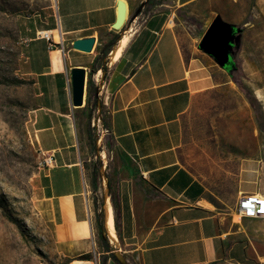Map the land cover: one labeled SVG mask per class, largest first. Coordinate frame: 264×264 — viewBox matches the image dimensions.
<instances>
[{
    "label": "crops",
    "instance_id": "obj_1",
    "mask_svg": "<svg viewBox=\"0 0 264 264\" xmlns=\"http://www.w3.org/2000/svg\"><path fill=\"white\" fill-rule=\"evenodd\" d=\"M120 1L56 0V27L37 30L24 45L20 71L32 82L36 99L28 121L30 140L39 160L55 157L52 166L39 171L38 183L41 208L52 223L59 252L73 260L68 264H98L94 258L74 260L96 254L99 240L85 171L91 158L88 121L85 108L72 105L71 70L85 68L89 75L104 57L111 34L132 30L119 62L111 68L107 55L97 67L96 73L107 74V80L94 76L109 112L105 127L116 152L117 231L132 257L129 263L264 264L251 232L208 205L206 184L181 159L183 121L198 96L237 86L226 69L200 50L204 34L217 17L242 29L237 57L243 82L259 86L264 1L163 0L148 6L153 13L142 18L143 12L136 13L145 0H123L128 20L122 32L113 27ZM46 31L54 32L53 42L41 37ZM88 38L96 39L91 53L73 48L76 40ZM62 39L71 46L67 52L51 48ZM253 90L264 102V87ZM263 164V159L243 160L240 196L264 195L257 186ZM107 264L117 263L108 257Z\"/></svg>",
    "mask_w": 264,
    "mask_h": 264
},
{
    "label": "rangeland",
    "instance_id": "obj_2",
    "mask_svg": "<svg viewBox=\"0 0 264 264\" xmlns=\"http://www.w3.org/2000/svg\"><path fill=\"white\" fill-rule=\"evenodd\" d=\"M152 13L146 6L142 18ZM56 15V0H0V264H64L68 261L59 252L52 223L41 208L40 188L35 186L40 160L28 132L30 111L36 101L35 91L32 82L20 71L22 55L27 49L23 41L34 37L37 30L54 29ZM259 22L264 28V14ZM262 42L264 45V38ZM69 48L71 46L65 44L64 51ZM57 49L63 48L55 44L54 50ZM262 55L259 86L244 84L250 92L249 97L233 84L198 96L183 121L181 159L184 166L206 184L208 205L244 225L264 259V219H243L236 212L241 163L244 159L264 161V102L256 99L255 108L249 102V98L255 97L253 88L264 87V53ZM100 58L97 67L104 64L105 57ZM97 67L94 73L90 71L87 75L83 106L84 117L92 131L91 158L85 164V171L91 185L90 198L99 240L93 258L101 264L104 254L116 256L120 249L121 257L130 264L128 257L131 255H127L122 242L117 248L106 237L110 246L107 252L98 228V214L102 211L104 221L107 196L112 200L116 216L113 165L116 152L109 130L98 134L92 127L99 104L105 130L109 118L100 89L96 104L88 107L90 80L97 86L95 74L100 81L102 75L104 79L108 78L107 74L98 76ZM77 120L81 126L82 119ZM104 155L107 164L102 159ZM94 177L96 188L92 186ZM257 186L262 187L264 194V164L263 180ZM250 187L253 186L248 184Z\"/></svg>",
    "mask_w": 264,
    "mask_h": 264
},
{
    "label": "water",
    "instance_id": "obj_3",
    "mask_svg": "<svg viewBox=\"0 0 264 264\" xmlns=\"http://www.w3.org/2000/svg\"><path fill=\"white\" fill-rule=\"evenodd\" d=\"M148 0H145L139 10L136 13V16H139L145 7V3ZM127 4L125 1L121 0L119 2V14L116 23L113 25L115 30L120 32L123 31L127 20ZM242 29L235 27L227 22H225L221 17H217L206 33L204 34L199 48L200 50L211 56L216 63L224 69H228L233 66L232 59V51L235 46V43L239 41V34L242 33ZM123 34V33H122ZM121 40V37L119 41ZM118 41V42H119ZM96 39L88 38L83 40H76L73 43V48L77 51L84 53H91L94 49ZM117 42V43H118ZM71 85H72V105L76 109H80L85 104V97L87 93V71L85 68H73L71 70ZM97 96H98V88H97ZM98 117L100 114V104H99ZM102 141V140H101ZM100 144V142H99ZM105 199V204L107 198ZM105 206V205H104ZM105 215V214H104ZM104 229L105 236H107L106 224H105V216H104ZM116 258L121 262V264H128L123 257H121L120 253L116 252Z\"/></svg>",
    "mask_w": 264,
    "mask_h": 264
},
{
    "label": "trees",
    "instance_id": "obj_4",
    "mask_svg": "<svg viewBox=\"0 0 264 264\" xmlns=\"http://www.w3.org/2000/svg\"><path fill=\"white\" fill-rule=\"evenodd\" d=\"M161 1H163V0H148L145 3V6H154V5L159 4ZM111 35H112V39H111L110 43L108 45H106L102 51V55L104 57L108 55V52L111 50V48L113 46L116 45V43L119 41V39L121 37V36L116 35V34H111ZM238 51H239V45H238V42H236L235 46L233 48V51H232L233 66L228 68L227 71L229 72L230 76L232 77V80L238 86V88L241 91L245 92V94L249 97L250 92H248L245 89V85L243 82V78L245 77V75H244V72L242 70L241 63L237 57ZM100 69L105 70V68H100ZM95 70H96V67H93L92 72L94 73ZM97 99H98L97 86L95 85L94 82H92V80H90L89 88H88V107H94V105L97 102ZM249 102L253 108L256 107L257 100L255 97L249 98ZM105 126H106V124H105ZM106 127H108V125ZM88 136H89V141L92 142V131H91L90 125L88 126ZM92 186H93V188L97 187L96 177L93 178ZM112 199H113V197H112ZM115 207H117V206L115 205ZM118 226H119V213H118V211H116V228H118ZM98 228H99V233H100V237L103 241V244H104L105 248L107 249V252H109L110 250H108V249L110 248V246H109V243L107 242L106 236H105L103 211L100 214H98ZM111 258L114 259V261L117 264H121V262L116 258V256L114 254H112ZM107 259H108V257H105L103 259V261L101 262V264H107ZM74 260L93 261V255L92 254H85V255L76 257ZM71 261H73V260H68L64 264H68Z\"/></svg>",
    "mask_w": 264,
    "mask_h": 264
},
{
    "label": "built area",
    "instance_id": "obj_5",
    "mask_svg": "<svg viewBox=\"0 0 264 264\" xmlns=\"http://www.w3.org/2000/svg\"><path fill=\"white\" fill-rule=\"evenodd\" d=\"M41 37L47 40L48 42H53L52 35L49 34V31L42 32ZM28 43L29 41L27 39L23 41L24 45ZM59 45L62 46L63 49L61 51L64 52L65 43L63 39ZM54 47H55V44L51 46V48H54ZM92 127L98 134H103L104 132H108V130H105L103 127L102 116H99V117L97 116V118L94 119L92 123ZM101 140L102 139H100V141ZM54 162H55V157L52 155L47 156L44 159H41L39 162L40 170L52 166ZM236 212L243 219H251V220L264 219V195H261V194L241 195L237 202Z\"/></svg>",
    "mask_w": 264,
    "mask_h": 264
},
{
    "label": "bare ground",
    "instance_id": "obj_6",
    "mask_svg": "<svg viewBox=\"0 0 264 264\" xmlns=\"http://www.w3.org/2000/svg\"><path fill=\"white\" fill-rule=\"evenodd\" d=\"M49 34L54 36V32L50 31ZM126 34L123 33L121 35V38ZM133 31L131 30L127 35H125L119 42L118 44H116V46L109 52L108 56H107V60L109 62V66L111 68H113L120 60L125 48L127 47L128 43L131 40ZM61 52V51H60ZM56 54H59L56 53ZM112 70V69H111ZM103 73L102 71H100L98 73V76H101ZM256 94V93H255ZM259 96V95H258ZM108 97V96H107ZM263 97V96H262ZM259 99V98H258ZM262 99V98H261ZM105 103V102H104ZM101 142V141H100ZM104 158V159H103ZM102 159L104 160V163L107 164L108 163V159L107 156L104 155L102 157ZM36 182V188H38L39 183L38 181ZM104 214H105V224H106V230H107V236L108 239L110 240V243H112L115 247L120 248L121 245V241H120V237H119V233L117 231L116 228V216H115V209L112 203V200L108 197L106 204L104 206ZM95 245V244H94ZM112 245V246H113ZM119 246V247H118ZM88 253V252H87ZM118 253H121L120 249L118 251ZM124 256V255H123ZM70 257V256H69Z\"/></svg>",
    "mask_w": 264,
    "mask_h": 264
}]
</instances>
